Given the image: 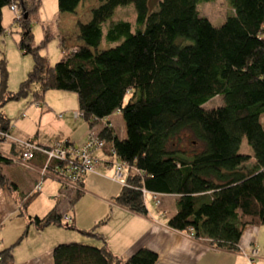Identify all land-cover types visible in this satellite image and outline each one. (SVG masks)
<instances>
[{
  "label": "trees",
  "instance_id": "1",
  "mask_svg": "<svg viewBox=\"0 0 264 264\" xmlns=\"http://www.w3.org/2000/svg\"><path fill=\"white\" fill-rule=\"evenodd\" d=\"M81 1L58 0V11L74 14ZM211 1L159 0L157 9L150 11V0H96L90 20L77 23L80 45L64 51L51 65L40 55L48 36L33 46L31 21L40 0H0V35L5 33L3 9L16 5L22 13L15 21L21 35L18 45L34 59L15 94L8 91L6 62L0 61V144L10 143L19 155L15 144L4 138L11 135L12 126L1 107L29 93L39 106L49 90L75 93L81 119L92 131L116 109L125 124V139L105 123L98 133L105 145L96 152L109 156L113 148L116 158L131 168L116 203L146 215L142 190L175 196V213L167 220L170 229L186 234L192 230L195 240L239 252L244 229L264 226V0H227L233 15L219 27L198 10L201 3ZM130 4L136 13L133 25L113 20L119 7ZM104 39L106 47L101 48ZM187 51L196 60L184 64ZM217 97L222 105L204 107ZM244 140L251 151L241 153ZM37 155L45 158L40 172L46 163L50 168L58 165L40 152L30 164ZM4 160L10 159L4 154ZM41 179L60 183L65 199L74 192L71 207L83 195L84 180L80 189L65 191L58 178L40 175ZM0 183H6L1 172ZM8 188L16 189L9 183ZM30 225L70 226L57 208L31 218L22 236L0 249V264H15L14 248ZM53 260L54 264H156L158 256L140 248L122 260L105 245L62 243L53 249Z\"/></svg>",
  "mask_w": 264,
  "mask_h": 264
},
{
  "label": "crops",
  "instance_id": "2",
  "mask_svg": "<svg viewBox=\"0 0 264 264\" xmlns=\"http://www.w3.org/2000/svg\"><path fill=\"white\" fill-rule=\"evenodd\" d=\"M77 10L70 16L75 22L74 32L76 34L78 32V21L75 20ZM90 18L91 11L87 21L81 23H87ZM14 22L15 19L11 10H4L2 26L5 33L1 36L11 34L8 28ZM18 29L20 30L19 27ZM67 35L66 33L62 37L65 45L67 44L66 50L73 48L74 43L80 45L76 39L70 45L69 43H72V41L69 40ZM75 112L78 111L73 110L68 111L66 114H56L48 105L44 108L42 105L36 106V110L31 113L30 117L25 118L23 116V118L14 121L11 135L20 140H31L41 146H51L58 141L81 145L89 133V126L84 120L76 118L74 116ZM3 113L12 124L9 116L4 111ZM60 115L62 116L59 117ZM112 117L113 112H109L107 116L100 120L95 126L96 133H99L104 124L109 122L115 136L120 140L125 139V130L120 129L121 135H119ZM4 154L10 159L9 162L4 160ZM15 154L16 157H14ZM0 155V172L6 179L5 184L0 183V249H3L14 244L22 236L31 218H41L54 208H57L61 214H69L71 208L68 206L65 193L58 182L47 180L42 183L41 190L38 193L34 192L36 184L40 181L39 172L45 160L43 156L37 155L29 168H25L15 162L19 155L13 146L7 142L0 144ZM96 156L104 158V154L101 152L96 153ZM97 168V173L90 174L97 175V177L104 176V178L107 177L112 181L110 178L113 177V168H107L102 163ZM86 177L87 175L83 182V195H91L85 190ZM8 183L13 184L16 189L11 191L8 188ZM116 197L111 199L106 197H103V199L96 198L105 205L100 206L93 219L94 223L92 224L98 223L96 225L98 228L89 227L84 229L77 227L75 231L88 239H76L75 236H71L74 238L72 240L95 247L105 245L115 257L122 260H127L138 249L146 248L157 254L156 264H264V226H247L238 245L240 251L230 252L213 248L207 241L195 240L184 232L170 229L167 226V220L175 213V205L169 206L165 202L161 206H155L152 198H150L149 203L146 202L147 197L144 200L147 213L143 215L118 205L115 201ZM158 197L163 198L164 201V199L175 196L158 195ZM29 198L32 199L27 206H23ZM72 220L73 224L78 221L76 213L72 215ZM15 224L16 228L14 227ZM57 228L59 227L49 226L38 229L30 225L27 235L14 248V263L54 264L53 249L58 244L67 243V240H71L70 237L66 239L67 235L57 230ZM31 229H34L32 233L36 234L37 242L30 240ZM93 231L98 237L86 234V232ZM31 242H35V244L30 246ZM253 250L257 251L255 256L252 254Z\"/></svg>",
  "mask_w": 264,
  "mask_h": 264
},
{
  "label": "rangeland",
  "instance_id": "3",
  "mask_svg": "<svg viewBox=\"0 0 264 264\" xmlns=\"http://www.w3.org/2000/svg\"><path fill=\"white\" fill-rule=\"evenodd\" d=\"M158 1L159 0H150V11L157 9ZM97 6L98 3L95 0H82L77 10V14H75L78 19L76 18L75 20H77L78 22L87 21L90 11ZM4 10H9V7H5L3 9V12ZM198 10L201 16L207 18L216 27L221 26L227 17L233 15V9L229 5L227 0L203 2L199 5ZM70 16L72 15L60 14V12L58 11V0H40L37 13L31 21L32 32L34 35V47L39 46L45 39V37L48 36L46 46L40 49V55L46 57L51 65H55L57 62H59L63 56V52H66L67 44L65 45V42L62 40V37H64L66 33L68 34L67 37L69 38V40L72 41V43L69 44L71 45L73 44V42H75V22H73V19ZM135 16L136 13L134 6L130 4L125 7H119L113 16V20H124L132 23L133 25ZM18 27V24L14 22L12 23V26L8 28L11 32L10 35H0V60H5L6 62V68L8 71V91L14 94L19 91L21 82L27 78L28 73L32 70L34 63L33 56L31 54L24 55L23 51H21L19 48L18 43L20 41L21 35ZM76 46L77 45H75L74 43L73 47L75 48ZM105 47L106 41L104 39L101 48ZM189 52L190 51H187L183 55L182 59L184 64L191 63V61L196 60L195 55ZM40 103L43 108L48 105L49 108H51L56 114H66L68 111L73 110L79 111L77 96L73 92L49 90L45 93L43 100H40ZM222 103V99L220 97H217L213 100H210L207 104H205L204 107L206 109H212L222 105ZM1 110L4 111L12 120L11 126L13 128V123L16 119H19L21 117L23 118V115L25 118L30 117L31 113L36 110V106L32 101V95L29 93L26 96L8 100L1 107ZM80 120L83 119L80 118ZM112 121L117 127L118 134L121 135L120 129L123 128V130H125V124L121 113L119 111H116V109H114L113 111ZM261 122L264 126V115H262L261 117ZM95 131L96 127L94 126V132ZM125 133L126 132L124 131V135ZM240 150L241 153H244L248 150L251 151V148L247 144L246 140L242 142ZM14 157H16V154ZM97 170L98 168L96 167V173ZM109 173L110 171L108 172V174ZM47 180L50 181L51 179ZM47 180H44V182ZM53 181L57 182L56 180ZM85 186L86 192L91 195H82L72 207L68 204V206L71 208L69 210V215L72 217V215L76 213V215H78V221H76V224L70 223V226L68 228L65 226L57 228V230L67 235L66 239L70 237L69 239L71 240H67V243H78L72 240L74 238L71 236H75L76 239H88L79 232L75 231L77 227H82L84 229L95 227L97 229L98 227L96 225L98 223H96L95 225L92 224L94 223L93 219L96 216V213H98V209L100 208V206H105L99 201V199H103V197L110 199L112 197H116L117 195H119L122 189L121 184L112 182L111 180L107 179V177L104 178V176L97 177V175L94 174H87ZM74 195V192H69L66 202L69 203V201L73 199ZM176 198L177 197H170L166 200L164 199L163 201V198L161 199V197H158L162 205L166 202V204H169V206H174V200H176ZM146 202H150V197L146 199ZM154 205L156 206L155 202ZM14 227L16 228V224L14 225ZM32 232H34V229H31L30 240L37 242L38 238L36 237V234ZM94 232L95 231H93V233ZM35 242H31L30 246L35 244Z\"/></svg>",
  "mask_w": 264,
  "mask_h": 264
},
{
  "label": "built area",
  "instance_id": "4",
  "mask_svg": "<svg viewBox=\"0 0 264 264\" xmlns=\"http://www.w3.org/2000/svg\"><path fill=\"white\" fill-rule=\"evenodd\" d=\"M9 9L13 13L15 21L21 20L22 13L16 5H12ZM73 50L74 48H72V51ZM35 105L39 106V103ZM74 116L80 119L83 114L78 111L74 113ZM59 117H61V115ZM4 138L15 144L19 152V157L15 160V162L20 166L29 168L30 161L34 158V154L36 152L44 154L48 161H58V165L51 168L48 167L49 163H46L45 168L40 172V175L43 177L50 176L58 178L66 188L65 191H68V189H80V185L83 182L84 177L87 174L95 173L96 167L101 163L106 167L113 168L112 181L121 184L122 186L126 185V179L131 171L128 164L121 162L116 158L113 148L110 149L109 156H104V158H98L96 156L97 150L102 149L105 143L98 138V133L94 131L89 130L84 143L78 146L70 144L66 141H58L51 146H38L29 140H20L11 135H5ZM42 181L43 180L41 179L36 184L34 188L35 193H38L41 190ZM142 192L144 200L147 197H150L154 200L156 206H161L158 195L150 194L145 190H142ZM63 221L70 224L73 220L69 214L65 213L63 214ZM188 236L193 238L192 230L189 231ZM252 254L255 256L257 251L253 250Z\"/></svg>",
  "mask_w": 264,
  "mask_h": 264
},
{
  "label": "water",
  "instance_id": "5",
  "mask_svg": "<svg viewBox=\"0 0 264 264\" xmlns=\"http://www.w3.org/2000/svg\"><path fill=\"white\" fill-rule=\"evenodd\" d=\"M263 21H264V19H263Z\"/></svg>",
  "mask_w": 264,
  "mask_h": 264
}]
</instances>
